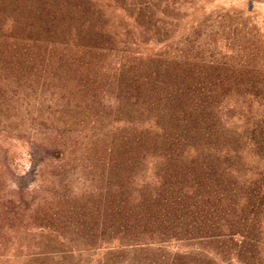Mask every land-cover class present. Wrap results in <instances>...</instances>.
<instances>
[{
    "label": "trees",
    "instance_id": "16d2710c",
    "mask_svg": "<svg viewBox=\"0 0 264 264\" xmlns=\"http://www.w3.org/2000/svg\"><path fill=\"white\" fill-rule=\"evenodd\" d=\"M219 1L0 0V107L11 118L40 87L51 115H37L60 125L28 153L37 184L12 194L38 201L25 264H83L104 245L106 264H264V17ZM112 114L122 139L79 196L92 148L73 133Z\"/></svg>",
    "mask_w": 264,
    "mask_h": 264
},
{
    "label": "rangeland",
    "instance_id": "374dc122",
    "mask_svg": "<svg viewBox=\"0 0 264 264\" xmlns=\"http://www.w3.org/2000/svg\"><path fill=\"white\" fill-rule=\"evenodd\" d=\"M255 3L257 11L260 12L259 17L263 18L264 0H256ZM222 4L246 11L251 5V0L219 1L218 5ZM114 10V7H111L108 8L107 12L115 18V16H119L120 14ZM126 24V22H122V25ZM16 89L18 87L13 82L10 90ZM40 90V87L37 88V91L36 89H31V85H27L20 90L19 100L15 97V101L18 102L14 104L19 112H13L11 118H9V112H6L5 109L0 107V158L8 154L7 158L12 164L10 172L7 171V174H5L6 178L0 182V264H25L28 254L35 252L37 247L40 217L37 214L38 209L36 203L38 201H36L35 205H32L33 199H26L22 204L23 208L20 210L18 204H12L15 201L12 198V194L13 191L18 189L17 185L19 183L23 185L22 187H34L37 184L38 178L33 171L28 175L22 174L24 171L33 167V165L31 167L28 153L32 149L39 154L47 133H51L52 130L54 131L60 127V125L52 126L50 123L45 125L37 115V113L41 114L39 106L40 100H45L47 106L52 105V98L49 94L43 97ZM6 105L7 103L3 104L4 107ZM26 111H30V114H27ZM41 115L47 118L51 114L46 111ZM114 119H116L114 114L109 115L104 119H99L96 124L86 126V128L79 126L77 127L76 133H73L74 136L81 137L79 146L83 149L82 152L85 151V148L97 150V152L92 153L91 149L89 159L79 163L74 171H72L73 175L71 178L74 180H72L73 188L74 191L80 193L79 196L84 192L87 194L90 186L98 187V184L92 182V180H94L93 174L102 175L104 172L105 163L100 159L105 160L104 151L107 146H114L115 143H120L122 139L119 130H122L124 124L123 122H114ZM61 121L63 122L64 119ZM97 139H102L103 141L100 142L98 148H94V141ZM13 156L15 157L14 159ZM10 206L13 207L16 215L9 212ZM19 215L21 216V220L11 222V217L13 221L14 217ZM115 245L117 243H113L111 246ZM187 246L189 245H186V243H178L174 245V248L182 251L189 250V248H186ZM107 249V245L96 249H87L81 255L77 254L76 261L80 260L83 264H106ZM122 256L126 257L128 261H122V257L120 256L119 260L117 259L110 264H134L133 262L131 263L133 255H130V252H125V255Z\"/></svg>",
    "mask_w": 264,
    "mask_h": 264
}]
</instances>
